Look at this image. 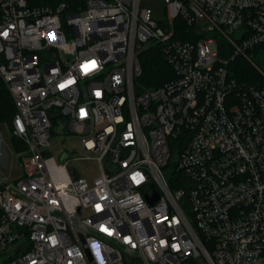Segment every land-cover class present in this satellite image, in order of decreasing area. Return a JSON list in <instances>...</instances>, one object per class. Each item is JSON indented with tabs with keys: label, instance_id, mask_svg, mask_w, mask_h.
I'll return each mask as SVG.
<instances>
[{
	"label": "built area",
	"instance_id": "2783aa9c",
	"mask_svg": "<svg viewBox=\"0 0 264 264\" xmlns=\"http://www.w3.org/2000/svg\"><path fill=\"white\" fill-rule=\"evenodd\" d=\"M162 3L156 17L141 0H0L25 145L23 174L0 179V264H264V0ZM149 46L172 76L142 87ZM236 57L259 77L233 76ZM86 158L96 174L73 164Z\"/></svg>",
	"mask_w": 264,
	"mask_h": 264
},
{
	"label": "trees",
	"instance_id": "16d2710c",
	"mask_svg": "<svg viewBox=\"0 0 264 264\" xmlns=\"http://www.w3.org/2000/svg\"><path fill=\"white\" fill-rule=\"evenodd\" d=\"M177 19L178 33L182 39H195L193 35V27L187 25L180 18ZM190 34H189V33ZM139 61L141 65V73L137 77V83L142 87H151L162 84L172 76V71L169 63L161 49L157 46H149L139 53ZM230 73L241 80H255L259 77L257 70L253 65L244 58L236 57L229 63ZM14 103L5 86V83L0 78V123L6 122L10 130L12 117L14 114ZM14 145H20L21 149L25 147L23 142L11 135ZM172 186V185H171Z\"/></svg>",
	"mask_w": 264,
	"mask_h": 264
},
{
	"label": "rangeland",
	"instance_id": "374dc122",
	"mask_svg": "<svg viewBox=\"0 0 264 264\" xmlns=\"http://www.w3.org/2000/svg\"><path fill=\"white\" fill-rule=\"evenodd\" d=\"M142 3L150 5L156 17L159 15L165 14L167 16L168 10L163 9L162 0H141ZM256 55L257 63L259 66L264 69V46H258L253 51ZM66 141L71 145L78 147V142L76 138L71 134H66ZM62 142L55 135L52 134L50 138V150L52 153H56L57 150L61 147ZM24 149V148H23ZM20 145H14V142L11 138L9 128L6 122L0 123V179L5 181L12 180L14 178L20 177L23 174V169L20 164V159L18 154L21 150ZM73 164L78 168L81 174L88 176L94 175L97 172V166L92 159H79Z\"/></svg>",
	"mask_w": 264,
	"mask_h": 264
},
{
	"label": "water",
	"instance_id": "95a60500",
	"mask_svg": "<svg viewBox=\"0 0 264 264\" xmlns=\"http://www.w3.org/2000/svg\"><path fill=\"white\" fill-rule=\"evenodd\" d=\"M54 132H55L56 134H58V137H59L60 139L63 138L62 128H61L60 124H56V125H55V127H54ZM62 147L65 148V149H68V146H67L65 143L62 144ZM64 156H65V154H62V156H61L60 159H62ZM156 197H157V194H155L153 197L149 198V202L151 203Z\"/></svg>",
	"mask_w": 264,
	"mask_h": 264
}]
</instances>
